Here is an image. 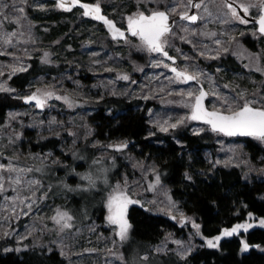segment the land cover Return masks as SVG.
<instances>
[{
	"label": "rangeland",
	"instance_id": "obj_1",
	"mask_svg": "<svg viewBox=\"0 0 264 264\" xmlns=\"http://www.w3.org/2000/svg\"><path fill=\"white\" fill-rule=\"evenodd\" d=\"M234 1L241 6L259 3V0ZM89 2L98 4L123 28L130 17L140 12L150 15L154 11H164L177 16L190 9L188 0ZM2 4L8 7L0 14V53H3L0 54V85L8 90L0 93L22 99L33 93L53 94L42 108H37L34 101L27 102L10 110L5 121L0 123V165L3 166L0 168V240H11L6 250L19 251L27 245L57 250L68 264H175L172 257L140 261L135 252L127 250L129 231L128 238L121 241L116 235L117 227L107 221V199L117 186L136 201L134 204L169 216L184 228L183 235L166 232L162 240L152 246L155 254L174 253L185 258L197 247L208 246L209 240L217 245L216 237L199 240V222L187 215L171 197L153 161L135 156L124 140L103 142L94 137L88 119L93 108L83 105V101L110 95L141 99L142 106L150 101L148 118L153 132L162 131L161 128L169 132L180 125H188L192 132L201 133L211 127L188 119L200 86L178 80L170 70L172 62L161 53L149 52L138 37L128 35L123 40L113 39L102 24L90 15L85 16L79 7L61 8L55 0H15V7L23 8V12L13 13V0H0ZM198 4V21L176 20L162 38L166 41L163 49L178 59L180 69L194 75L204 86L207 108L228 114L229 106L237 110L246 100L252 107H264V35L259 33L256 24L234 19L224 6L225 0H199ZM247 14L259 17L260 10L249 7ZM247 37L255 40L256 50L243 42ZM227 53L235 56L242 70L222 65L210 70L202 62ZM34 58L51 68L61 69L40 74L24 90H16L9 79L21 71L14 72L13 68L27 69ZM124 76L128 79H123ZM188 92L192 93L191 97ZM63 97H68L71 103H66ZM173 124L175 128L171 127ZM28 131L34 133L35 139L59 138L60 150L65 154L85 143L99 148L97 155L101 161L92 163L84 172L69 171V175H76L79 180L77 185H71L75 198L69 204L67 193L54 189L55 180L43 176L52 175L48 166L65 165L66 161L51 150L23 149L24 142L30 138ZM214 134L217 136L215 149L205 151V158L213 166H235L246 180H264V164L253 162L240 140L223 133ZM261 142L264 145V141ZM121 144L126 147L119 151L109 147ZM118 157L123 168L116 174V181L108 184L107 176L114 165L108 166L105 161L113 162ZM81 176H90L94 186ZM65 179L58 185L59 189L70 187ZM95 191L105 198L102 220L89 218L92 208L103 199L102 196L94 198ZM86 198L91 200L88 205L84 202ZM57 211L72 217L68 221L71 227L63 228V221L57 224L52 219ZM262 220L264 218L250 214L245 221L237 223L250 227L236 233L264 227L260 223ZM222 233L220 240L229 237ZM123 245L126 252L122 250ZM147 257L145 254L141 258Z\"/></svg>",
	"mask_w": 264,
	"mask_h": 264
},
{
	"label": "trees",
	"instance_id": "obj_2",
	"mask_svg": "<svg viewBox=\"0 0 264 264\" xmlns=\"http://www.w3.org/2000/svg\"><path fill=\"white\" fill-rule=\"evenodd\" d=\"M243 42L251 50H256L254 39L247 37ZM202 62L210 70L219 65L233 70L243 69L242 64L231 53ZM60 69L51 68L34 58L25 71L11 76L9 83L21 91L38 75ZM141 103V99L113 95L104 96L99 100L83 101V105L93 108L88 119L93 126L94 137L103 142L124 140L135 156L154 162L156 173L161 182L169 187L171 197L179 202L187 215L194 216L199 222V240L219 236L224 229L245 221L250 214L264 218V180H246L238 167L213 166L205 158V151L214 150L216 147L217 136L210 128L201 133H194L188 125H180L169 132H153L148 118L151 102L147 101L143 106ZM24 104L25 99L9 93H0V123L5 121L10 110ZM33 134L28 131L30 138L24 142L26 146L23 145V149L39 152L51 150L56 155L63 156L66 161L65 165L48 166L47 169L52 175L43 176L55 180L54 189L66 192L69 204L75 198L71 185H77L79 182L76 175H69V171L84 172L94 161H101L97 155L99 148L85 143L65 154L60 150L59 138L48 137L41 140L35 139ZM230 137L243 143L253 162L264 164V145L259 139L238 135ZM105 162L108 166L114 165V169L107 176L108 184H111L116 181V174L123 168L122 162L119 157L113 162ZM64 177L70 187L59 189L58 185ZM96 191L93 193L94 198L103 197L100 190ZM104 199L103 197L99 204L92 208L93 212L89 218L103 219ZM84 202L88 205L91 200L86 198ZM126 219L131 225L127 250L135 252L140 261L165 260L172 257L175 264H264V227H254L246 232L222 238L216 247L199 246L185 258H179L174 253L155 254L152 250V246L159 243L166 232L184 234V228L175 220L134 203L128 205ZM8 243H11V240H0V264H68L57 250L47 251L32 245H27L19 251L6 250ZM243 243L249 246L248 250L243 249ZM124 249L126 252L123 245L122 250ZM145 254L148 257L143 260L141 257Z\"/></svg>",
	"mask_w": 264,
	"mask_h": 264
},
{
	"label": "snow or ice",
	"instance_id": "obj_3",
	"mask_svg": "<svg viewBox=\"0 0 264 264\" xmlns=\"http://www.w3.org/2000/svg\"><path fill=\"white\" fill-rule=\"evenodd\" d=\"M74 3H78L79 0H72ZM234 0H225L224 6L228 8L234 19L239 20L241 23H247L246 20L241 18L237 14L236 8L233 7ZM65 4V0H59L58 7L63 8ZM188 4L193 7L199 8V4H192V0H188ZM258 7L260 10V15L257 19L258 31L261 35H264V0H259L258 4H249L247 6H242V10L245 15L248 13L249 7ZM8 7L7 4L0 5V14H3V8ZM80 7L84 9V15L89 16L92 15L93 18L98 20H103L105 25L109 27V30L113 32V35L123 36L122 32H119L118 29L114 28L112 23L105 19V17L100 15V7L99 5H89V4H81ZM11 11L14 12H23V8L17 9L15 7V0H13V5ZM175 12V9L172 10ZM5 18H7L5 16ZM183 20H189L195 22L197 20V16L191 15L189 16L187 13H183L180 16ZM169 16L163 11H154L150 15H145L143 12L138 13L134 17H130L128 20V31L132 36L138 37L141 41V45L144 46L149 52L161 53L163 56L168 57L167 52L163 50L164 43L166 41L162 38L166 36L170 32L169 25ZM14 34V33H13ZM5 43H10V40H5ZM219 43V41H217ZM3 54V53H0ZM47 55V54H45ZM171 59V57H168ZM168 67V65H164ZM24 68H13V71H25ZM172 72L176 74V78L181 82H187L188 80L196 79L195 76L186 75L184 72L177 71L176 68L170 69ZM2 74V73H0ZM123 79L127 80L128 77L124 76ZM8 89L4 88L0 85V91H7ZM51 92H45L42 94L33 93L31 96L25 98V102H35V106L37 108H42L46 102V99L52 98ZM187 95L189 97L192 96L191 92H188ZM205 92L203 90L200 91L199 95L195 96V103L191 106L192 112L188 119L191 120H202L204 123L211 126V130L213 132L223 133L226 136H248L254 137L261 141H264V107L256 108L251 106L250 101H245L243 106L239 107L237 110H232L231 107L227 109L228 114H224L220 111H207L203 104V98L205 97ZM57 99H61V97H56ZM66 103H71L68 97H63ZM171 127L175 128L176 125L173 124ZM162 131H167L166 128H161ZM109 147H114L117 151L121 150L123 147H126V144L121 145H110ZM96 163V161H94ZM3 166L0 165V168ZM81 179L88 180L90 186H94V181L90 176H81ZM19 181H17L18 183ZM136 203V201L131 200L123 191L120 190L119 186L113 189L112 193L109 194L106 207L108 210L107 221L111 225H115L118 229L116 235L119 236L121 241H124L128 238V231L131 225L128 223L126 219V213L128 205ZM52 219L60 224L63 221V228L71 227L68 223L72 219L71 216L66 212L57 211L56 216L52 217ZM261 225L264 226V220H262ZM250 227L247 224H237L230 231H225L222 233L224 236H231L233 233H236L239 229H245ZM221 237H216L215 240L219 241ZM209 247H216V244L209 240ZM244 249H247V244H244Z\"/></svg>",
	"mask_w": 264,
	"mask_h": 264
},
{
	"label": "water",
	"instance_id": "obj_4",
	"mask_svg": "<svg viewBox=\"0 0 264 264\" xmlns=\"http://www.w3.org/2000/svg\"><path fill=\"white\" fill-rule=\"evenodd\" d=\"M57 3H59V0H55ZM198 2H199V0H192V4L194 5V4H198ZM81 4H89V5H97V4H95V3H92V2H89V1H85V0H79V2L78 3H74V2H72V0H65V4H64V8H75V7H79V8H81L82 10H83V12H84V9L82 8V7H80V5ZM190 6V5H189ZM100 7V6H99ZM233 7L234 8H236V10H237V12L239 13V15L243 18V19H245L246 21H248V22H253V23H255V24H257V19H258V17H255V16H250V15H245L244 14V12H243V10H242V6L240 5V4H238L236 1H234V3H233ZM196 8L197 7H193V6H190V9H189V11H187V12H185V13H187L189 16H191V15H195V16H197L198 17V13L196 12ZM164 12V11H163ZM166 13V12H165ZM167 14V13H166ZM181 14H183V13H181ZM181 14H178L177 16H170L169 14H168V16H169V25H170V30L173 28V26H174V24H175V21L176 20H183V19H181L180 18V16H181ZM100 15L101 16H103V17H105V19H107V20H109L111 23H112V25H114V28L115 29H118L119 30V32H122L123 33V36H120V35H113V32L112 31H110L109 30V27L107 26V25H105V23L103 22V20H98V19H95V18H93V16L92 15H90L94 20H96V21H98L100 24H102L103 26H104V28H105V30L108 32V34L113 38V39H116V40H123V39H125L128 35H131V33L128 31V25L125 27V28H123V27H121V26H118L111 18H109L104 12H103V10L101 9V7H100ZM184 21H187V22H191V23H195V22H197L198 21V18H197V20L195 21V22H192V21H189V20H184ZM258 24H257V29H258ZM164 50V49H163ZM165 51V50H164ZM165 52H167V51H165ZM167 54H168V57H171V59H169L168 57H165V58H167V59H169L171 62H172V68H176L177 69V71H180V72H184V73H186V75H189V76H194V75H192V74H190V73H188V72H186V71H184V70H182V69H180L179 68V63H178V59L175 57V56H173V55H171L170 53H168L167 52ZM187 83H196V84H198L199 86H200V91L201 90H203L205 93H206V90H205V88H204V86L197 80V79H194V80H188L187 81ZM200 93V92H199ZM199 95V94H198ZM202 104H203V106H204V108L207 110V111H213V110H211V109H209V108H207L205 105H204V98H203V101H202ZM225 114V113H224ZM200 122H202V123H204L202 120H199ZM210 126V125H209ZM211 127V126H210Z\"/></svg>",
	"mask_w": 264,
	"mask_h": 264
},
{
	"label": "flooded vegetation",
	"instance_id": "obj_5",
	"mask_svg": "<svg viewBox=\"0 0 264 264\" xmlns=\"http://www.w3.org/2000/svg\"><path fill=\"white\" fill-rule=\"evenodd\" d=\"M239 14V13H238ZM251 16V15H250ZM250 23H253V22H250ZM255 24V23H254ZM257 25V24H256ZM179 63V62H178Z\"/></svg>",
	"mask_w": 264,
	"mask_h": 264
}]
</instances>
